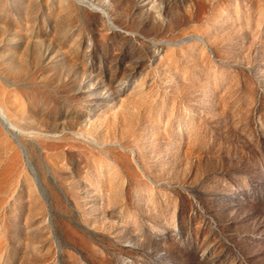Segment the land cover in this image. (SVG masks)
<instances>
[{"label": "rangeland", "instance_id": "rangeland-1", "mask_svg": "<svg viewBox=\"0 0 264 264\" xmlns=\"http://www.w3.org/2000/svg\"><path fill=\"white\" fill-rule=\"evenodd\" d=\"M0 82V264H264V0H0Z\"/></svg>", "mask_w": 264, "mask_h": 264}, {"label": "bare ground", "instance_id": "bare-ground-1", "mask_svg": "<svg viewBox=\"0 0 264 264\" xmlns=\"http://www.w3.org/2000/svg\"><path fill=\"white\" fill-rule=\"evenodd\" d=\"M5 92H6V90H5V88H4V86L2 85V83L0 82V96L3 98V99H6L7 98V96L5 95ZM0 111H1V108H0ZM1 114H2V112H1ZM4 114V113H3ZM8 122V121H7ZM5 125L9 128V126L5 123ZM14 153V152H13ZM13 160V159H12ZM11 160V161H12Z\"/></svg>", "mask_w": 264, "mask_h": 264}]
</instances>
